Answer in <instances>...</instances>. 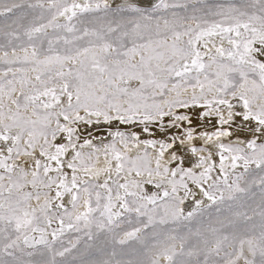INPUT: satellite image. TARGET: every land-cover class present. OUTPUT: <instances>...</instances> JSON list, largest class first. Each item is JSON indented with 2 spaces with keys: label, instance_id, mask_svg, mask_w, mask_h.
Masks as SVG:
<instances>
[{
  "label": "snow or ice",
  "instance_id": "1",
  "mask_svg": "<svg viewBox=\"0 0 264 264\" xmlns=\"http://www.w3.org/2000/svg\"><path fill=\"white\" fill-rule=\"evenodd\" d=\"M0 17V264H65L82 240L106 258L80 264H264V0H0ZM195 108L220 127L160 142L155 169L116 148L135 132L105 145L115 179L79 150L81 124L180 128Z\"/></svg>",
  "mask_w": 264,
  "mask_h": 264
},
{
  "label": "rangeland",
  "instance_id": "2",
  "mask_svg": "<svg viewBox=\"0 0 264 264\" xmlns=\"http://www.w3.org/2000/svg\"><path fill=\"white\" fill-rule=\"evenodd\" d=\"M81 2H82V0H81ZM2 21H4V18L0 17V22H2ZM61 21H63V18H61ZM0 42H3L2 38H0ZM225 46H227L226 43H225ZM0 67H3V65H0ZM191 91L192 90L189 89L187 95H190ZM229 99H231V98L229 97ZM176 111H177L178 114H185V112H189L190 111L188 114L192 115L193 112L194 113H198L199 111L200 112L204 111V109H199V108L198 109L196 108V110L195 109H192V110L191 109H176ZM193 116H195V115H193ZM211 118H214V117H211ZM93 120H95V118H93ZM170 123H171L170 118L169 117H164L162 122L160 120H156L154 122L148 123L147 125L139 124V123H137V124H121L118 121H113L111 123H105L102 119H101V122L98 123V124L97 123L81 124L79 126L80 140H79L78 143H83L84 140H86V139L87 140H91L92 139L91 140L92 144L90 146H85L83 149H79V150L82 151L85 154L86 162L89 163V164H93L95 166L96 170L104 169V168H106L108 166V161L111 160V153H109V155H107V156L105 155V145L110 144V143L113 142V136H111V133L116 132V131L119 130V131H122V132L130 134L132 132L136 133L137 130H138V131L141 132L138 135L139 136V140L138 141L129 140L128 147H127V149H125L124 144L122 142H120V140L117 138L116 139V148L119 149L121 152H124L125 155L129 158V160H134L138 156L139 157H143L145 152H147V154H148V166H150L151 168L155 169L156 160L158 158L159 150H160V142L167 143L168 141H164V140L161 141V139L157 140V139L152 138V137H150L148 139H144V136L149 134L150 132L154 131L157 128H160V129L171 128V127H169ZM96 125H98L99 128ZM101 126H102V129H101ZM146 126L149 129L148 133L146 132L147 134H145V132L143 131L144 127H146ZM136 127H137V129H136ZM191 127L198 128L200 126L197 125V126H191ZM140 128H141V130H140ZM185 128L187 129L186 126H185ZM99 131H100V133H99ZM101 135H102V137H101ZM103 137L107 138V139H104ZM150 140L157 141L155 147L146 146L143 143L144 141H150ZM168 143H170V142H168ZM197 145H202V144L198 143ZM94 148L95 149H99V151H95L94 152ZM89 153L93 154L91 160H87V155ZM164 160H165V158L163 157V159L161 161L162 165L165 164ZM102 164H103V166H102ZM111 164H112V168H113L111 176H112L113 179H115V171H114V169H115L116 161L115 160H111ZM100 166H102V167H100ZM168 167L170 168L169 165H168ZM125 176H127L128 179H137V180H146V179L149 178L146 173L142 177H137L134 172L130 176H128L127 172H122L121 173V178L122 179L120 181L121 183L123 182V177H125ZM104 179H106V175L102 173L99 177L96 178V181L99 182V183H102ZM152 179L160 180L161 177H157V176L153 175ZM145 187H146V189L149 192L157 191L152 185H146ZM32 203H33V205H35V201H33ZM77 235H79V234L75 233V232H67L65 234V236L62 238L64 240V246H68V242L69 241L75 242V238H76ZM57 247L59 248L60 245L57 244ZM84 248H85V245H84V241L82 240L81 243L78 244L75 249H73L70 253H66L65 257H63V258L58 257L57 259L65 261V264H80L81 260L91 261V260H98V259L106 258L104 256L96 254L94 251L91 254H84ZM130 258H134V257L129 256V255H126V256L123 257V259H130Z\"/></svg>",
  "mask_w": 264,
  "mask_h": 264
},
{
  "label": "bare ground",
  "instance_id": "3",
  "mask_svg": "<svg viewBox=\"0 0 264 264\" xmlns=\"http://www.w3.org/2000/svg\"><path fill=\"white\" fill-rule=\"evenodd\" d=\"M110 2H111V0H110ZM198 109V108H197ZM192 110V109H191ZM195 110H196V108H195ZM186 111V110H185ZM198 111V110H197ZM190 112V111H189ZM189 112H185V114H188ZM200 112V111H199ZM194 113V112H193ZM192 116V125H188L187 124V122H183L182 123V126L180 127V128H174V127H171V128H167V129H164L163 128V130L162 129H160V128H157V129H155L154 131H152V132H150L149 134H147L146 132H145V134H147V135H145L144 136V139H148V138H150V137H152V138H155V139H161V141L162 140H164V141H168V142H171V140H172V138L173 137H176V136H183V133H184V131L186 130V128H185V126L188 128V127H190V126H197V125H199L200 127H198V128H195V133H194V135L197 137V139L194 141V143H196V144H198V143H200V144H203V141H202V139L199 137V134L201 133V132H203V131H209V132H211V131H214L215 130V128H213V124H215V127L216 128H219L220 127V125L217 123V121H216V119L215 118H208L209 120H211L212 121V123L211 124H208V123H206V121H204V120H199V119H197V117L196 116H193V114L191 115ZM170 118V121L172 120V118L171 117H169ZM169 120V119H168ZM240 123V120H239V118L237 119V121H236V123L235 124H233L232 126H231V128H229V126L228 125H224V128H227V129H229V130H234L235 128H236V125L237 124H239ZM114 125V124H113ZM96 126H98V125H96ZM105 126V125H104ZM109 127V126H108ZM147 127V126H146ZM98 128H99V126H98ZM97 128V129H98ZM107 128V127H106ZM153 128V127H152ZM174 128V129H173ZM87 129V128H86ZM101 129H102V126H101ZM105 129V128H104ZM135 129V128H134ZM136 129H137V127H136ZM107 130V129H106ZM140 130H141V128H140ZM104 131V130H103ZM136 131V130H135ZM112 132V131H111ZM143 132V131H142ZM99 133H100V131H99ZM138 135H139V133H141L140 131H138L137 130V132H136ZM108 134V133H107ZM142 135V134H141ZM144 135V134H143ZM112 136V135H111ZM181 136V137H182ZM101 137H102V135H101ZM106 137V136H105ZM104 138V137H103ZM104 139H107V138H104ZM103 139V140H104ZM222 139H224V141L225 142H228L227 141V138H222ZM92 140V139H91ZM102 140V139H101ZM100 140V141H101ZM167 142V143H168ZM172 150H169L168 152H166L165 153V155H164V158H165V160H164V163H167L168 161H169V157H170V152H171ZM194 160H195V158L194 157H192V158H190L189 160H186L185 161V165L184 166H191V163L192 162H194ZM168 165L170 166V168H172V167H174L175 166V164H172V163H168ZM102 166H103V164H102ZM102 166H100V167H102ZM150 190V189H149ZM157 190V189H156ZM151 191V190H150ZM153 192V191H152Z\"/></svg>",
  "mask_w": 264,
  "mask_h": 264
}]
</instances>
